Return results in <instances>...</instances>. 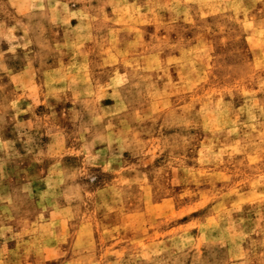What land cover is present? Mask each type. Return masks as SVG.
I'll list each match as a JSON object with an SVG mask.
<instances>
[{
	"label": "rangeland",
	"instance_id": "374dc122",
	"mask_svg": "<svg viewBox=\"0 0 264 264\" xmlns=\"http://www.w3.org/2000/svg\"><path fill=\"white\" fill-rule=\"evenodd\" d=\"M0 264H264V0H0Z\"/></svg>",
	"mask_w": 264,
	"mask_h": 264
}]
</instances>
